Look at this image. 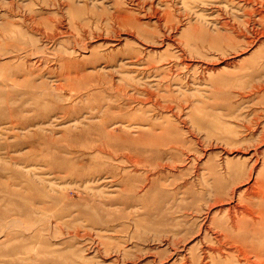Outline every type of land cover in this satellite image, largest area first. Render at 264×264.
Masks as SVG:
<instances>
[{
    "label": "rangeland",
    "instance_id": "obj_1",
    "mask_svg": "<svg viewBox=\"0 0 264 264\" xmlns=\"http://www.w3.org/2000/svg\"><path fill=\"white\" fill-rule=\"evenodd\" d=\"M257 180L264 0H0V264H201Z\"/></svg>",
    "mask_w": 264,
    "mask_h": 264
},
{
    "label": "bare ground",
    "instance_id": "obj_2",
    "mask_svg": "<svg viewBox=\"0 0 264 264\" xmlns=\"http://www.w3.org/2000/svg\"><path fill=\"white\" fill-rule=\"evenodd\" d=\"M161 156L162 154H158L155 158L158 157L159 160L163 159ZM150 158L154 159L153 156H150ZM175 158L172 154L169 162H160L156 165L155 169L174 170ZM147 161L150 162V160ZM139 162H141L139 159L134 160V164ZM185 185H177L176 188H181L180 190H182ZM204 185L200 190L208 193V198L206 197L208 200L201 206L202 209L206 210V212L203 210L205 217L201 230L204 231L202 235H205L203 241L207 240V236L209 240L206 248L203 249L204 255L201 258V264H264V216L260 215V213H258V216L256 214V210L262 207V203L260 202L261 204H259L250 200L251 197L257 201L264 200V195L260 192L263 182L257 180L251 188L241 190L242 198L235 207L218 210L221 217L214 215L216 212L214 209L218 208V206L221 208L223 203L226 202H224V197L216 194L215 186ZM202 191L200 194H202ZM182 192L187 194L185 190ZM202 195L194 198L192 202L199 200V197L202 199ZM182 207L184 208L185 206H180V208ZM201 207L188 206V210L198 214L202 211Z\"/></svg>",
    "mask_w": 264,
    "mask_h": 264
}]
</instances>
